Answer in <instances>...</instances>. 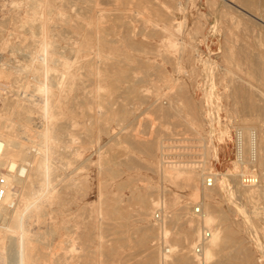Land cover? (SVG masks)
<instances>
[{
	"label": "rangeland",
	"instance_id": "1",
	"mask_svg": "<svg viewBox=\"0 0 264 264\" xmlns=\"http://www.w3.org/2000/svg\"><path fill=\"white\" fill-rule=\"evenodd\" d=\"M33 1L0 0V115L10 118L17 106L33 130L42 129L48 120L39 86L47 82L54 87L52 122L66 131L53 159L56 198L30 219L31 264H146L150 253L154 264H178V252L164 257L167 243L159 227L175 230L172 220L180 214L197 222L201 216L193 207L200 201L214 204L216 224L228 235L214 264H264V193L244 192L253 187L238 180L232 142L235 126L258 133L264 126V84L241 53L248 42L264 62V23L247 39L244 0ZM43 43L50 63L43 61ZM248 91L261 104L253 116L245 108ZM179 154L189 164L203 155L204 170H196L193 185L163 172L162 162ZM210 172L231 174V180L207 187L203 179ZM241 189L242 197L232 200L229 193ZM143 199L149 206L141 219ZM143 232L149 238L140 247ZM237 248L246 255H237Z\"/></svg>",
	"mask_w": 264,
	"mask_h": 264
},
{
	"label": "bare ground",
	"instance_id": "2",
	"mask_svg": "<svg viewBox=\"0 0 264 264\" xmlns=\"http://www.w3.org/2000/svg\"><path fill=\"white\" fill-rule=\"evenodd\" d=\"M225 1L233 3L232 5H234V4H236L235 2L237 0H225ZM225 1H224V3L226 4ZM35 2H36V0H35ZM35 2L33 4H35ZM242 4H243L242 7H245V8H242V9L246 11V14L247 13L249 14V15H245L244 14L245 16H247L246 20H247L248 17H250V18H248V24H247V22L245 24L247 27H246V29L244 31L246 35H249V38H247L248 36L245 35L246 38L250 39L251 37H253L251 34H252L253 31H255L257 26L262 27L260 25L264 23V9H263L264 8V0H253V1L252 0H244ZM228 5L229 4H227V6ZM232 5L230 4V6H228V7L234 8ZM48 10H49L48 13H50L51 12L50 9H48ZM38 18H41V17H38ZM254 20H256V21H254ZM33 21H35V19ZM31 25L32 24H30V26ZM40 28L41 27L39 26L38 29H40ZM256 30L259 31V29H256ZM263 31H264V28H263ZM10 34H11V32H10ZM51 34H53V33H51ZM253 34H254V32H253ZM259 35L256 34L257 37H260ZM263 35H264V33L261 36H263ZM262 38H261V41H262ZM253 39L254 38L251 39V42H252ZM259 40H258V43H259ZM175 41L177 43V40H175ZM254 43H255V41H254ZM246 44L248 46H246L245 48L243 46L242 50L240 49L242 51L241 53L244 56H246V57H243V58L244 59L247 58V61L249 62L248 64H251V67H250L252 69L251 72H254V74H257L259 79L263 82L262 84H264V62L260 61V60L263 59V58L260 59V55H259L260 51H258L259 49H257V51L259 52L258 53L256 51V49H255V51H256L255 52L253 50L254 48L253 49L251 48L254 45L251 46V44H248V42ZM256 45H257V42H256ZM252 50L255 53H258V55L255 56L256 54L254 52H253L254 53L253 54ZM42 51H43V57L44 58L42 57V55H40V56L43 58V61L45 63V61L46 62L49 61L48 57H49L50 53L48 51V43H43V50ZM30 52H32V51L30 50ZM38 52H39V50H38ZM243 52H245V53H243ZM242 54H241V56H242ZM261 55H263V54H261ZM255 57L256 58L259 57L260 60L258 61V58H257V61H256ZM51 61H55L56 62L55 59H53ZM49 63H50V61H49ZM246 63H244V64L247 66L248 64H246ZM42 64H43V62H42ZM43 65H45V64H43ZM65 65H66V63H65ZM249 66L250 65H248L247 68H249ZM44 67H46V66H44ZM50 70H54V69H50ZM50 70H48V71H50ZM27 73H29V72H27ZM62 75H63V73H62ZM249 75H250V73H249ZM251 76L254 77V75L252 73H251ZM49 77L50 76H48V77L46 76V77H44V79H46L47 81H50L51 78H49ZM53 78L55 79V77H53ZM61 79H62V77H61ZM57 80H59V77H58ZM247 81H249V80H247ZM250 82H248V83H250ZM59 83H61V82H59ZM252 83H251V85H252ZM56 84H57V81H56L55 85ZM65 85H66V83H65ZM51 88H54V87H51V84L49 85L47 82H43V84H41L39 86V91L42 93V95H41L42 99H41V103L40 104H42V103L44 104V106H41V107H43V110H44V112H43L44 116L43 117H45L48 120V124L46 126H44L42 129L33 130L31 128L32 125L30 123H28L27 116H24L25 119L21 118L22 112L19 109L16 110V107H17L16 105L19 102V100L15 104L16 107L14 106L15 107V113L13 112L14 114H12L10 112L12 114V116L10 118L9 117L7 118V116L5 118H3L0 115V169H5L4 174H5L6 179H7V194H6V197H5L4 201L2 203H0V246H1V248H0L1 249L0 250V260H2L4 262V264H31L32 263L31 262L32 261V259H31L32 256L29 253V251H30V244L29 243L33 239L34 235L32 234V231L30 230V227H29L30 226V219L33 218V216H36V217L42 216L45 213L46 205L51 203L53 201V199L56 198V197H54L55 195L52 192L53 191L52 183H53V175H54L53 159H54V155H55V153L57 151L56 142H57V140L64 138L63 136L65 135V131L66 130L65 131H63V130L66 127L64 128V126L61 123H60V125H62L63 127L62 126L59 127L58 125H55L56 123L54 124L52 122L53 118H54V109L55 108H54V99H51V95H52ZM238 88L241 89L242 87L239 86ZM241 90H239V91H241ZM249 91L247 93L248 96H246V92H245V95L243 94L244 96H246V100L244 98L245 106H246L245 108L248 111L247 114H251L252 111H253V113L251 115V116H253L254 111H256V112H258L259 110L261 111V104H259L260 103L259 101H254L253 100L254 97L252 98L251 94H249L250 93ZM63 93H64V90H63ZM255 95H253V96H255ZM28 97H29V95H28ZM31 97H34V96L32 95ZM59 99H61V98H59ZM34 103H36V102H34ZM27 104H29V103L27 102ZM23 107H26V105L23 106ZM59 113H60V111H59ZM13 115H14V117H13ZM247 118L249 119V116ZM247 118H246V120H247ZM243 120L245 121V119H243ZM15 124L16 125L18 124L21 127V130L24 133L23 135H26L25 138H26L27 142H25L24 140H21L19 138L20 136L18 137V135L16 134V129L17 128H16ZM243 127H242V129H244L245 131L249 129L246 126L244 128ZM19 128L17 130L20 131ZM248 131H246V132L248 133ZM29 143H30V145L31 144L35 145V146H33V147H36V149L34 150L35 153H34V151H33V153L30 152L31 150H29L30 149L29 148ZM258 143H259V157H258V161H257L256 165H257L258 168H261V170H262L261 174L258 173V177L262 179V183L259 180V182L256 185L249 186V187H253V188L252 189L251 188L250 189H246V191H244V192H246L247 196H251V194L253 192H256V191H260V192L262 191L264 193V191H263L264 190V160H263L264 158L261 159L262 155L260 154V152L263 151V157H264V126H263L262 130H260V133H258ZM165 145H166V143H165ZM30 147H32V146H30ZM164 148L165 147L162 146L163 150H164ZM202 157H203V155H202ZM202 157L200 158V160L190 161L191 164H189L188 163L189 161L187 162V161H184V159H181L182 158L181 154H179V159H176V160H173L172 159L173 157L166 160L165 156H164L165 161L162 162L163 165H164L163 172L165 173V171L167 170L168 173H166V174L168 176H170L171 178L176 179V180L177 179L181 180L182 177H187V179L189 181L188 184L190 185L192 183V185H193V183H195L193 179H194V174H195L196 170L201 168V167H204V164L200 165V163L202 161L201 160ZM175 158H177V157H175ZM215 158H216V156H215ZM59 159H60V157H59ZM201 169H203V168H201ZM207 169L208 168L205 167L206 171H207ZM203 170H201V172H202L201 174H203ZM210 173L214 174L215 178H216L214 186L219 185L220 187H222V186L225 187L226 186L225 184H226V181H227L225 179L229 178L231 180V174H228V173H221L220 174V173H212V172H210ZM199 175H200V173H199ZM55 176H54V178H56ZM57 176H58V174H57ZM170 177H168V178H170ZM204 180H205V176H204L203 181ZM182 181L183 180H181V182ZM188 181L186 180V182H188ZM197 187H198V185H197ZM196 190L198 191V188H196ZM229 194H230L232 200H235L237 198V196H241L243 194V189H241V191H238L237 195H234L233 193H229ZM198 195L199 194H197V197H196L197 199L200 196V195L199 196ZM206 197L210 198V196H206ZM247 199H248V197H247ZM159 204H160L159 200L158 201H156V200L154 201V205H159ZM238 205H236V206H238ZM148 206H149L148 201L146 199H143L141 201V208H142L141 213H140L141 219H144L145 215H147L146 213H147ZM200 206H202L203 211H202L201 217L198 216V217H200V219L197 220V222L194 221V220H190V219L183 220L184 216H182V214H180L179 216H176L172 220V223L174 222L175 224L174 223L173 224L176 225V229L175 230H173L168 224H163V225H161L159 227L160 233L166 239V243H167V246L165 247V250H164V257L166 259H167V257H172V253L178 252V257H177L178 264H192V260L193 259H195V261H197V264H214V262L216 260V256L220 252L223 251L224 246H225V244L227 242V239H228V235L223 232L221 227L218 226L219 224L218 225L216 224L217 218H216L215 214H216L217 210H216L214 204L211 201H200ZM238 209H239V207H238ZM263 211H264V209H263ZM239 212H242L243 215L246 214L247 222L248 223H252V221L250 219L251 217H247L249 215L248 211L246 212V210L240 208ZM262 212H260V213H262ZM168 215H170V214H168ZM164 223H165V221H164ZM222 225L223 224H221V226ZM252 228H253V224H252ZM204 229H207L208 231H210V237L206 241V243H205V245L203 247V253H202L201 261H198L197 256L194 253V249H195V246L197 244V241H198L199 237L204 232ZM254 230H256V228L255 229L253 228L252 232H255ZM51 232H53V231H51ZM197 237H198V239H196ZM148 238H149V234L143 232L137 243L141 247V245H144V243L147 241ZM58 243H59V241H58ZM61 246H62V244H61ZM72 247H74V246H72ZM60 248H62V247H60ZM51 250H53V249H51ZM74 251H75V249H74ZM235 252L239 256L246 255V252H245V250L243 248H237L235 250ZM42 253H45V252H42ZM45 256H46V254H45ZM70 256H68V257L70 258ZM58 257H60V256H58ZM66 257L67 256L63 257L62 261L65 262ZM191 257L193 259H191ZM155 258H156L155 254L154 253H150V255H148V258L146 260V264H154L155 260H156ZM71 259L74 260V258H71ZM56 261H57V259H56ZM217 264H233V263L230 262L229 259H225V260L217 262Z\"/></svg>",
	"mask_w": 264,
	"mask_h": 264
},
{
	"label": "built area",
	"instance_id": "3",
	"mask_svg": "<svg viewBox=\"0 0 264 264\" xmlns=\"http://www.w3.org/2000/svg\"><path fill=\"white\" fill-rule=\"evenodd\" d=\"M232 142L234 146V162L240 167L238 172L239 182L246 187L254 186L259 182L257 161L259 157L258 132L256 129H251L248 133L240 126H235L232 130ZM215 175L208 174L205 179L207 187L215 185ZM7 194V179L4 170L0 169V203H2ZM194 214L201 216L202 209L200 206L193 207ZM156 218L161 219L160 213H157ZM210 237V231L204 229V232L199 237L194 249L198 261H201L203 247Z\"/></svg>",
	"mask_w": 264,
	"mask_h": 264
}]
</instances>
